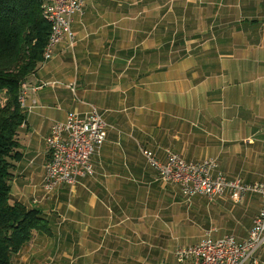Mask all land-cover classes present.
Here are the masks:
<instances>
[{
	"label": "crops",
	"instance_id": "obj_1",
	"mask_svg": "<svg viewBox=\"0 0 264 264\" xmlns=\"http://www.w3.org/2000/svg\"><path fill=\"white\" fill-rule=\"evenodd\" d=\"M71 27L74 46L57 45L22 90L10 201L38 210L48 233L11 264H167L205 238L245 240L258 196L185 199L140 150L215 159V175L264 183V78H223L264 77V0H84ZM91 109L106 124L93 174L45 193L51 125Z\"/></svg>",
	"mask_w": 264,
	"mask_h": 264
},
{
	"label": "built area",
	"instance_id": "obj_2",
	"mask_svg": "<svg viewBox=\"0 0 264 264\" xmlns=\"http://www.w3.org/2000/svg\"><path fill=\"white\" fill-rule=\"evenodd\" d=\"M83 7L84 0H43L41 16L50 26L44 62L52 58L54 48L63 41L69 47L74 46L72 18L81 16ZM25 89L22 85V90ZM19 102L25 108L23 94ZM105 139L106 124L94 109L86 114L68 113L63 121L53 123L45 138L48 160L43 167L44 192L50 193L60 185L74 187L90 177L93 174L90 158L99 152ZM140 154L159 180L178 186L185 199L203 196L214 201L228 197L237 204L247 195H256L261 201L245 240L237 241L232 236L205 238L190 248L175 251L176 262L167 264H257L256 253L264 245V183L246 184L215 175L218 167L215 159L185 162L177 154L167 152L165 160L159 161L148 150L141 149Z\"/></svg>",
	"mask_w": 264,
	"mask_h": 264
},
{
	"label": "trees",
	"instance_id": "obj_3",
	"mask_svg": "<svg viewBox=\"0 0 264 264\" xmlns=\"http://www.w3.org/2000/svg\"><path fill=\"white\" fill-rule=\"evenodd\" d=\"M43 0H0V264L12 259L36 233H48L41 213L10 201L14 163L21 159L18 133L26 120L22 85L44 62L50 26Z\"/></svg>",
	"mask_w": 264,
	"mask_h": 264
},
{
	"label": "rangeland",
	"instance_id": "obj_4",
	"mask_svg": "<svg viewBox=\"0 0 264 264\" xmlns=\"http://www.w3.org/2000/svg\"><path fill=\"white\" fill-rule=\"evenodd\" d=\"M231 70V71H230ZM227 69L226 71H225V73L223 74V78H226V86L228 87V86H232L233 84L232 83H230L229 84V81H230V79H232V78H264V77H258V76H253V75H250L249 73H250V70L249 69H246V70H248V72L247 73H243V74H237V73H235V72H233L232 71V69ZM244 70V69H243ZM259 73V72H258Z\"/></svg>",
	"mask_w": 264,
	"mask_h": 264
}]
</instances>
